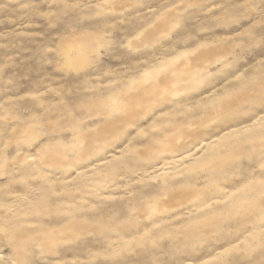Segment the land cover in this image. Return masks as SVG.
<instances>
[{"label": "clouds", "instance_id": "obj_1", "mask_svg": "<svg viewBox=\"0 0 264 264\" xmlns=\"http://www.w3.org/2000/svg\"><path fill=\"white\" fill-rule=\"evenodd\" d=\"M0 264H264V0H0Z\"/></svg>", "mask_w": 264, "mask_h": 264}]
</instances>
